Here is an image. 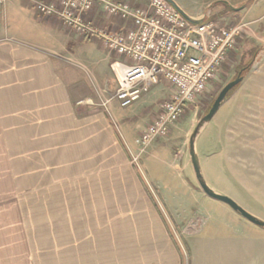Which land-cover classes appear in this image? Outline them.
Listing matches in <instances>:
<instances>
[{
	"label": "rangeland",
	"instance_id": "1",
	"mask_svg": "<svg viewBox=\"0 0 264 264\" xmlns=\"http://www.w3.org/2000/svg\"><path fill=\"white\" fill-rule=\"evenodd\" d=\"M124 1L136 5L149 2ZM178 1L192 12L211 10L219 26L242 27L243 32L220 73L170 134L145 152L137 144L143 130L163 110L172 87L161 84L133 106L121 108L114 98L118 82L112 69L118 57L99 40L85 41L68 29L72 43L64 64L68 65L66 79L77 101L76 111L90 117L106 115L186 260L191 254L193 264H210L213 259H227L230 264H264V239L255 233L264 229L205 195L190 158V140L197 125L221 90L249 67L243 83L201 131L196 150L208 186L264 221V10L248 16L247 9L255 0H224L225 4L216 0L212 9L207 7L211 0ZM28 139L32 138H25L23 145L10 140L0 147L12 152L5 154L9 158L5 160L0 153V264H68V256L85 252L81 254L77 244L85 234H75V226L68 220V208L77 203L68 202V195L79 191L68 190L63 172L52 177L28 174L39 154ZM186 220H210L211 225L194 244H188L181 233L188 224ZM99 234L103 238L114 236L107 232V225ZM126 234L122 233V239Z\"/></svg>",
	"mask_w": 264,
	"mask_h": 264
},
{
	"label": "crops",
	"instance_id": "2",
	"mask_svg": "<svg viewBox=\"0 0 264 264\" xmlns=\"http://www.w3.org/2000/svg\"><path fill=\"white\" fill-rule=\"evenodd\" d=\"M34 1L57 0H8L1 11L0 147L5 141L23 145L25 138H32L28 142L39 154L28 174L52 177L63 172L68 190L79 191L68 195V202H77L68 208V220L75 234H85L77 240L81 254L85 252L68 256V264H193L191 254L186 260L170 236L164 215L146 192L106 115L90 117L76 111L77 101L66 79L68 65L64 64L72 43L68 28L56 18L38 14ZM173 1L193 20H217L211 10L192 12ZM211 1L210 9L216 0ZM251 4L248 16L264 10V0ZM90 21L112 31H124L127 26L107 18L100 9L91 13ZM0 153L5 160L9 159L5 154L12 152L0 148ZM195 220H186L181 230L188 244H194L211 225L210 220ZM106 225L114 236L101 237ZM122 233L127 238L122 239ZM255 233L264 239V232ZM211 263L230 264L227 259Z\"/></svg>",
	"mask_w": 264,
	"mask_h": 264
},
{
	"label": "built area",
	"instance_id": "3",
	"mask_svg": "<svg viewBox=\"0 0 264 264\" xmlns=\"http://www.w3.org/2000/svg\"><path fill=\"white\" fill-rule=\"evenodd\" d=\"M0 0L1 11L5 2ZM37 13L56 18L65 28L88 40H99L119 59L113 64L118 87L115 100L123 109L133 106L154 87L169 84L172 95L163 110L137 140L142 152L166 138L173 127L206 92L235 51L242 27H222L206 19L188 22L166 0L135 5L122 0L34 1ZM100 9L104 16L127 24L124 31L98 27L90 15Z\"/></svg>",
	"mask_w": 264,
	"mask_h": 264
},
{
	"label": "water",
	"instance_id": "4",
	"mask_svg": "<svg viewBox=\"0 0 264 264\" xmlns=\"http://www.w3.org/2000/svg\"><path fill=\"white\" fill-rule=\"evenodd\" d=\"M169 2L174 8L178 10V12L190 23L194 25H199L204 22L203 20H193L190 18L181 8L178 7V5L173 0H166ZM245 79V76L242 75V72L239 74V76L228 83L219 93L217 99L214 101L210 111L201 119L199 124L197 125L196 130L194 131V134L190 140V158L191 163L196 175V178L198 180V183L209 198L222 202L226 205H228L235 213L240 215L242 218L246 219L251 224L264 229V221L258 219L257 217L253 216L252 214L248 213L245 209H243L240 205H238L233 199L218 194L214 190H212L208 184L206 183L204 176L202 174V166L200 157L196 150V141L198 137L201 134V131L205 129V127L214 119V117L218 114L219 110L223 106L224 102L227 99V96L231 91H233L237 86L241 85Z\"/></svg>",
	"mask_w": 264,
	"mask_h": 264
},
{
	"label": "trees",
	"instance_id": "5",
	"mask_svg": "<svg viewBox=\"0 0 264 264\" xmlns=\"http://www.w3.org/2000/svg\"><path fill=\"white\" fill-rule=\"evenodd\" d=\"M85 41H88V40L86 39ZM248 68H249V67L243 69V71H242V72H243V75H244L245 72H247V70L250 69V68H249V69H248ZM239 86H240V85H239ZM239 86H237L233 91H231V92L229 93V95L227 96V98H228V97L231 95V93L234 92ZM212 105H213V104H212Z\"/></svg>",
	"mask_w": 264,
	"mask_h": 264
}]
</instances>
